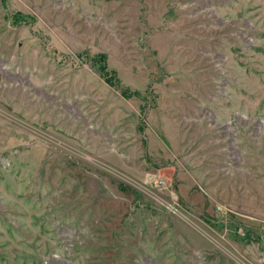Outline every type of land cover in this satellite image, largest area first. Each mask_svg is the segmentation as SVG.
<instances>
[{"label":"rangeland","instance_id":"rangeland-1","mask_svg":"<svg viewBox=\"0 0 264 264\" xmlns=\"http://www.w3.org/2000/svg\"><path fill=\"white\" fill-rule=\"evenodd\" d=\"M0 264H264V0H0Z\"/></svg>","mask_w":264,"mask_h":264},{"label":"trees","instance_id":"trees-1","mask_svg":"<svg viewBox=\"0 0 264 264\" xmlns=\"http://www.w3.org/2000/svg\"><path fill=\"white\" fill-rule=\"evenodd\" d=\"M104 66H105V65H103V68H105Z\"/></svg>","mask_w":264,"mask_h":264}]
</instances>
